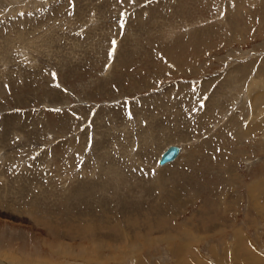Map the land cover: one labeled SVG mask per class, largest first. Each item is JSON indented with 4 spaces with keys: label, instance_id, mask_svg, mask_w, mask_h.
<instances>
[{
    "label": "rangeland",
    "instance_id": "obj_1",
    "mask_svg": "<svg viewBox=\"0 0 264 264\" xmlns=\"http://www.w3.org/2000/svg\"><path fill=\"white\" fill-rule=\"evenodd\" d=\"M0 264H264V0H0Z\"/></svg>",
    "mask_w": 264,
    "mask_h": 264
},
{
    "label": "water",
    "instance_id": "obj_2",
    "mask_svg": "<svg viewBox=\"0 0 264 264\" xmlns=\"http://www.w3.org/2000/svg\"><path fill=\"white\" fill-rule=\"evenodd\" d=\"M180 152H181V147L179 145H170L168 149H166L162 153L158 161V164L164 165L166 163L174 161L180 155Z\"/></svg>",
    "mask_w": 264,
    "mask_h": 264
},
{
    "label": "bare ground",
    "instance_id": "obj_3",
    "mask_svg": "<svg viewBox=\"0 0 264 264\" xmlns=\"http://www.w3.org/2000/svg\"><path fill=\"white\" fill-rule=\"evenodd\" d=\"M175 145H177V144H175ZM179 146L181 147V152H182V151H183V148H182L181 145H179ZM166 149H168V147H167ZM166 149H165V150H166ZM165 150H164V151H165ZM164 151H163V152H164ZM181 152H180V155L177 157V159H178V158L181 156V154L183 153V152H182V153H181ZM161 155H162V154H161ZM160 157H161V156H160ZM159 159H160V158H159ZM177 159H175V160L172 161V162H175ZM158 161H159V160H158ZM172 162L166 163V164H164V165H159V164H158V166H159V167H164V166H166V165H168V164H170V163H172ZM111 236H112V235H111ZM109 237H110V236H108V238H109ZM111 238H112V237H111ZM121 240H122V239H121Z\"/></svg>",
    "mask_w": 264,
    "mask_h": 264
}]
</instances>
